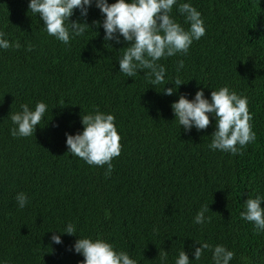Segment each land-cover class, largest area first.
<instances>
[{
	"label": "trees",
	"instance_id": "trees-1",
	"mask_svg": "<svg viewBox=\"0 0 264 264\" xmlns=\"http://www.w3.org/2000/svg\"><path fill=\"white\" fill-rule=\"evenodd\" d=\"M29 3L0 0V31L21 45L0 48V264H80L84 257L72 248L79 236L104 239L137 264H175L182 250L191 264H214L217 245L234 252L229 264H264V232L241 218L249 197L264 198V0H177L202 14L206 34L187 54L161 58L165 81L155 87L147 70L135 77L120 72L128 45L123 37L106 44L95 2L86 18L74 10L71 20L92 28L68 44L47 33ZM171 16L190 27L177 6ZM177 78L184 84L165 95ZM224 86L247 96L254 114L256 140L243 155L209 147L212 114L207 129L186 132L171 107L181 94L192 100L203 89L211 100ZM39 102L47 109L36 131L13 137L10 114ZM97 107L115 116L121 136L109 176L107 165L87 164L66 144V133H82V115ZM21 192L28 197L22 209ZM204 205L211 221L194 223ZM69 223L76 235L60 233ZM54 234L61 244L52 242ZM197 242L211 246L199 260Z\"/></svg>",
	"mask_w": 264,
	"mask_h": 264
},
{
	"label": "clouds",
	"instance_id": "clouds-1",
	"mask_svg": "<svg viewBox=\"0 0 264 264\" xmlns=\"http://www.w3.org/2000/svg\"><path fill=\"white\" fill-rule=\"evenodd\" d=\"M94 2L104 17L102 27L106 44L111 45L108 43L110 41L120 43V38L123 37L128 45L122 48L123 55L118 60L120 72L128 77H135L138 71L147 70L144 71L145 76L153 87L165 81L166 68L158 63L161 58L172 57L177 53L187 54L194 40L198 41L206 34L202 14L190 3L177 4V0H117L111 4L108 0H30L29 11L39 14L50 36L68 44L72 38L82 36L87 28H92L85 19L71 20L74 10L79 9L81 18H86ZM174 6L178 7L185 22L190 25L188 29L171 16ZM93 24L100 27L101 21H93ZM5 36L6 33L0 31V48L6 50L21 47L18 41L12 44ZM32 47L29 44L27 50L31 51ZM183 66V61H179L177 70ZM182 84L184 82L177 78L175 88H165L163 93L173 95ZM171 107L175 120H178L186 132H190L193 127L198 131L207 129L211 123L209 114L215 117L216 131L211 135L213 139L209 145L213 150L243 155V148L256 140L251 123L254 114L249 111V98L238 95L227 86L213 90L211 100L205 97L203 89L197 91L192 100L181 94ZM21 108L22 111L10 114L11 121L16 125L11 129L13 137L31 136L46 113L47 105L39 102L35 110H31L28 104L21 105ZM82 124V133H66L68 153L83 159L89 165H107L105 175H111L114 168L112 160L120 156L122 150L115 116L103 113L97 107L94 113L82 115ZM16 201L22 209L28 203V197L21 192L17 194ZM262 203L264 198L260 196L249 197L245 201V210L241 213V218L252 222L258 233L264 232ZM208 211V205L202 206L194 223L203 225L206 220L210 222L211 217H205ZM60 233L76 235V228L69 223ZM51 240L56 244L62 243L60 235L54 234ZM197 243L201 247L193 246L195 260H199L203 251L211 247L208 243ZM72 248L75 253L83 255L84 259L80 264H137L127 252L117 251L113 244L101 238L79 236ZM159 256L166 259L167 253L159 252ZM233 258V251L223 245L215 246L212 257L214 264H229ZM175 264H191L188 253L180 251Z\"/></svg>",
	"mask_w": 264,
	"mask_h": 264
}]
</instances>
